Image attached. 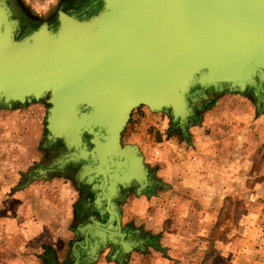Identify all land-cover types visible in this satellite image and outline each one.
I'll return each mask as SVG.
<instances>
[{
  "label": "water",
  "instance_id": "obj_1",
  "mask_svg": "<svg viewBox=\"0 0 264 264\" xmlns=\"http://www.w3.org/2000/svg\"><path fill=\"white\" fill-rule=\"evenodd\" d=\"M75 10L23 29L0 0V106L46 101L43 146L61 148L27 176L76 168L98 214L78 228L86 264L107 247L122 263L149 242L122 225V189L150 196L159 185L138 146L122 143L132 112L163 113L184 133L225 93L264 112V0H82Z\"/></svg>",
  "mask_w": 264,
  "mask_h": 264
},
{
  "label": "crops",
  "instance_id": "obj_2",
  "mask_svg": "<svg viewBox=\"0 0 264 264\" xmlns=\"http://www.w3.org/2000/svg\"><path fill=\"white\" fill-rule=\"evenodd\" d=\"M127 128L128 144L138 146L159 183L155 190H163L172 207L142 211L161 195L155 191L134 196L120 209L122 225L125 210L135 222L133 229L156 236L154 243L161 245L154 247L166 251V264H203L215 254L218 258L226 245L234 249L228 264H249L254 233L264 230V112L245 95L225 93L185 133L163 113L145 106L132 112ZM170 129H179L180 135ZM25 186L10 194L17 203L0 216V264H86L88 247L78 244L82 236L75 226L79 215L75 193L80 189L73 178L50 175ZM238 202L242 209L237 226L231 217ZM224 215L230 218L222 220ZM224 228L238 231L237 237L222 242ZM193 231L197 236L192 237ZM189 245L195 248L187 249ZM178 246L180 255L174 253ZM206 246L216 248L212 259L201 251ZM254 247L256 264H264V243ZM136 253L133 250L119 263L107 247L91 264H141Z\"/></svg>",
  "mask_w": 264,
  "mask_h": 264
},
{
  "label": "rangeland",
  "instance_id": "obj_3",
  "mask_svg": "<svg viewBox=\"0 0 264 264\" xmlns=\"http://www.w3.org/2000/svg\"><path fill=\"white\" fill-rule=\"evenodd\" d=\"M14 7L26 18V20L32 21L34 24H40L43 22L49 23L53 18L58 14V11H62L61 0H13ZM46 109L47 104L44 99L39 101H33L31 103H26L24 105H15L11 109H7L0 106V216L4 215V208H12L17 200L10 199V194L14 195L15 191L25 189L26 184H28V180L30 178L27 176L28 172L32 168H36L37 164H44L49 161L52 153L49 151L47 147L43 146L46 129H45V118H46ZM165 115V114H163ZM166 116V115H165ZM129 123V122H128ZM147 132L149 131L146 129ZM128 132V128L124 130L122 134V143L126 144L127 138L126 133ZM155 170V167H152ZM62 175V174H55ZM66 175V174H64ZM24 176V177H23ZM75 188V187H74ZM156 191L157 197L161 195L160 199H157L154 202H151V205L147 206L146 203L141 210L145 208L146 211H160L163 212L170 207H172L171 199L166 200V194L163 190L158 188ZM135 195L133 192L127 195V199L120 205V209L122 206L128 204L130 205L133 201V197ZM75 197H77V201L79 198V191L76 190ZM149 199V197L147 198ZM76 201V203H77ZM236 212L231 217L232 225L238 226V218L240 216V210L242 209V202H238L235 204ZM5 209V210H6ZM125 209V208H124ZM123 209V210H124ZM128 212L124 210V222L123 225H130L129 227L133 228L135 222L129 220V216H127ZM230 215H224V218H230ZM145 218V217H144ZM143 219V218H142ZM159 223H161L159 221ZM137 225H139L137 223ZM166 229L170 226L165 224ZM164 226V228H165ZM179 226V225H178ZM165 229V230H166ZM180 230V229H179ZM178 230V240L181 236V230ZM140 232V231H139ZM142 235H145V238L148 239V243L152 245L143 246L144 250L137 251L135 256L141 255L140 263L141 264H166L165 255L166 251H158L160 250L158 247L161 244L154 243L155 235H148L141 231ZM216 233V232H215ZM230 233V234H229ZM238 231H234V229L230 232L228 230L221 229L220 231V239L225 243L224 240H232L235 236L237 237ZM194 231L192 233V237H194ZM195 236H197L195 234ZM210 237V236H209ZM143 239V238H142ZM264 230H257L254 233L253 244L256 241L258 243H264ZM158 241V239H157ZM160 241V237H159ZM254 246L257 247V244ZM158 245V247H154ZM253 246V251L251 252V261L249 264H256V255L258 252L255 251V247ZM194 249L192 246H188L187 249ZM186 249V250H187ZM221 254L217 258L215 254L214 260L205 259V263L203 264H228V257L231 253L232 247H221ZM227 249V250H226ZM185 250V251H186ZM213 247L206 246L201 248V251L204 252V256L208 255V259H212V255H214ZM145 254H141V253ZM181 247L178 246L174 253L177 255L181 254ZM132 251L130 252V254ZM232 254V253H231ZM181 264V263H178ZM186 264V263H184ZM189 264H197L195 262H189Z\"/></svg>",
  "mask_w": 264,
  "mask_h": 264
},
{
  "label": "flooded vegetation",
  "instance_id": "obj_4",
  "mask_svg": "<svg viewBox=\"0 0 264 264\" xmlns=\"http://www.w3.org/2000/svg\"><path fill=\"white\" fill-rule=\"evenodd\" d=\"M81 2H82V0H61L62 11L69 12L70 10H75V9L77 10V6L80 5ZM12 3H13V0H12ZM15 14H16L17 18L21 21L22 26L24 27L23 29H25L26 27L31 26V25H37V24L32 23V21L26 20L25 19L26 17L24 15H22L16 8H15ZM56 17H57V15L53 18V20H51L49 22V24L55 22ZM47 148L49 149V151H51L52 155L50 158H52L53 156H55L59 152V150L61 148V144H59V143L51 144ZM75 172H76V168L68 167L66 169V173H65L66 175H64V176L72 177V176H74ZM79 189H80L79 190V198H78V201L76 204V209L78 210L79 215H78V218H77L76 223H75V226L77 228L78 227L80 228L81 225L88 223L90 221V218H92V217L98 218L97 212L95 210H93L92 205H91V201L93 199V196L90 193L89 187L86 185H82V187ZM131 192L132 191L126 192V190L122 189V194H124V195H127L128 193H131ZM126 199H127V196H126ZM123 226H126V225H123ZM139 236H140V238H143V239L145 238V235H142V233H140V232H139ZM146 245L150 246V245H152V243L151 244L145 243L143 246L146 247ZM135 250L141 251V249H135Z\"/></svg>",
  "mask_w": 264,
  "mask_h": 264
},
{
  "label": "trees",
  "instance_id": "obj_5",
  "mask_svg": "<svg viewBox=\"0 0 264 264\" xmlns=\"http://www.w3.org/2000/svg\"><path fill=\"white\" fill-rule=\"evenodd\" d=\"M212 104H213V103H212ZM212 104L208 105V107H207V108L211 107V106H212ZM170 131H172V133H175V134H178V135H180V130H179V129H170Z\"/></svg>",
  "mask_w": 264,
  "mask_h": 264
}]
</instances>
